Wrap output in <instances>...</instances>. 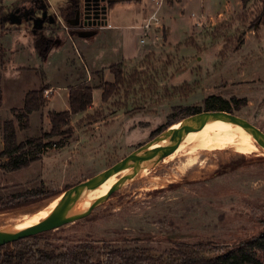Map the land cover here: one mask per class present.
<instances>
[{"label":"rangeland","instance_id":"rangeland-1","mask_svg":"<svg viewBox=\"0 0 264 264\" xmlns=\"http://www.w3.org/2000/svg\"><path fill=\"white\" fill-rule=\"evenodd\" d=\"M16 1L29 0H0V14L13 10ZM49 1L57 8L69 0ZM174 1L158 6L153 0H118L109 8L105 26H111L86 38L71 35L59 23L44 30L55 38L45 56L36 47L39 35L31 23L0 24V151L5 121L14 120L19 142L39 137L51 127L50 111L69 109L71 87L88 82L95 88L93 105L72 118L71 137L55 138L36 151L37 161L19 170H5L0 160V206L31 201L0 211V229L13 225L9 216L33 213L114 165L185 109L206 111L209 96L246 99L239 109L232 106L233 113L264 131V23L250 25L263 2L252 0L247 8L242 2L227 17L194 28L197 2L185 14L176 9L165 22L163 10ZM154 12L161 26L152 20L150 29H144ZM121 61L127 72L145 71L155 84L151 91L140 85L128 94L121 90L103 102L99 86L113 81L110 67ZM43 85L50 87L45 91L48 104L31 113L28 129L20 128L15 111L29 91ZM87 113L97 120L87 119ZM173 159L136 176L88 217L53 230L51 237L59 244L113 241L164 251L174 240L232 246L259 234L264 227L263 155L227 146L201 152L188 167L182 165L186 156ZM154 178L167 183L154 188Z\"/></svg>","mask_w":264,"mask_h":264},{"label":"trees","instance_id":"trees-1","mask_svg":"<svg viewBox=\"0 0 264 264\" xmlns=\"http://www.w3.org/2000/svg\"><path fill=\"white\" fill-rule=\"evenodd\" d=\"M251 1L242 0L244 8H247ZM259 1L264 4V0ZM62 7L64 6L60 8ZM2 14L1 12L0 18L3 19L7 12ZM242 17L244 21L248 19L246 11ZM254 18L250 24L252 28L263 24L264 9ZM54 41V36L46 35L43 32L37 36L35 43L42 55L45 56ZM110 71L114 75L113 81H104L99 86L102 90L101 99L103 102L110 100L121 90L128 94V90L140 85L141 88L147 87L151 91L153 84H155L145 71L134 69L127 72L124 69L123 61L112 65ZM185 86H189L188 83ZM49 88V86L43 85L26 94L23 107L15 111V117L20 128L28 129L31 113L42 110L48 104L45 91ZM154 88H156V85ZM94 89L88 82H82L71 87L69 109L50 111L51 127L39 137H30L19 142L18 129L14 120L5 121L3 125L4 148L0 151L1 166L8 171L25 168L40 158L35 154L37 150L45 149L52 144L55 138L66 139L71 137L74 134L71 126L72 118L75 115L87 112L93 105ZM181 92L187 94L186 90ZM246 101V99L236 98L229 101L221 96L212 95L206 99L205 110L233 113L232 106L239 109L241 105L246 104ZM201 111L200 108H187L183 115L162 125L155 134H159L184 117ZM86 118L97 120L98 117L87 113ZM41 191L39 189L37 193L42 194ZM28 202L31 201L0 206V211L17 208ZM51 233L52 231L43 232L0 246V264H264V227L259 234L232 246L217 245L204 241L174 240L171 246L164 251H157L150 246H119L114 245L113 241L80 240L73 244H59L56 242L57 237H51Z\"/></svg>","mask_w":264,"mask_h":264},{"label":"water","instance_id":"water-1","mask_svg":"<svg viewBox=\"0 0 264 264\" xmlns=\"http://www.w3.org/2000/svg\"><path fill=\"white\" fill-rule=\"evenodd\" d=\"M96 1H99V3L94 5L91 0H79L75 21L67 20V23L75 28L77 36L86 38L95 35L98 32V28L108 23V12L109 8L112 7L110 3L118 0H101V2H105L103 6H101L100 0ZM46 17H50V24L57 22L55 16L48 15L47 10H44L41 17H32L33 29H42ZM12 22L20 23V21ZM217 119L229 121L243 127L252 135L264 153V131L248 120L236 114L219 110L201 111L189 115L175 122L179 124L176 130H171L174 123L114 165L62 192L54 209L38 223L21 228L11 225L5 229H0V246L43 232L53 231L88 217L95 208L110 198L120 187L134 179L143 169L153 168L171 154L189 132ZM156 145L159 146L154 147ZM126 169H129V171L118 177L106 195L94 199L87 208L77 209L76 206L89 191L96 189L108 178Z\"/></svg>","mask_w":264,"mask_h":264},{"label":"bare ground","instance_id":"bare-ground-1","mask_svg":"<svg viewBox=\"0 0 264 264\" xmlns=\"http://www.w3.org/2000/svg\"><path fill=\"white\" fill-rule=\"evenodd\" d=\"M178 126L179 124H174L171 127V130H176ZM158 146L159 145H156L154 147ZM227 146L233 147L236 151L241 153L257 152L261 155H264V153L262 152V148L259 146L256 140L243 127L229 121L217 119L189 132L183 138L181 143L171 152V154L165 157V160L167 161L168 159H173L177 156H186V161L182 165L188 167L197 162V159L201 152L214 148H224ZM128 171L129 169H126L111 176L99 187L89 191L76 206L77 209L87 208L94 199L106 195L110 187L117 181L118 177L124 175ZM148 171L149 169L145 168L137 176L147 175ZM151 183L152 186L156 188L160 185L164 186L167 182L154 178L151 179ZM59 199L60 196L56 197L48 204L33 213H24L17 216H9L7 218V221L8 223H12L16 228L34 225L45 218L54 209Z\"/></svg>","mask_w":264,"mask_h":264},{"label":"flooded vegetation","instance_id":"flooded-vegetation-1","mask_svg":"<svg viewBox=\"0 0 264 264\" xmlns=\"http://www.w3.org/2000/svg\"><path fill=\"white\" fill-rule=\"evenodd\" d=\"M93 1L92 3L98 4L99 1L96 0H91ZM101 6L105 4V2H101ZM111 6L115 4V2L110 3ZM79 6V0H70L69 3L64 5L62 8H57L54 9L48 1L46 0H29V1H24V2H19L17 6L13 10H11L9 13L4 15L3 19H0V24H6V23H12V24H22V23H31L33 27V21L32 17H41L43 14L44 10H47L48 15H53L57 19V22L50 24L49 20L50 17H46L44 21V26L42 29L34 30L35 34L40 35L41 33L45 32L44 30H47L48 28L52 26H58L59 23H62L64 20L67 23V20L70 21H75L76 17V11ZM59 17L62 19V21L59 19ZM12 21H20V23H13ZM71 28L70 30L73 31V35L76 36L75 34V28L71 26L70 24L67 23Z\"/></svg>","mask_w":264,"mask_h":264},{"label":"crops","instance_id":"crops-1","mask_svg":"<svg viewBox=\"0 0 264 264\" xmlns=\"http://www.w3.org/2000/svg\"><path fill=\"white\" fill-rule=\"evenodd\" d=\"M48 3L51 5L49 0ZM70 1V0H69ZM69 1L64 2L61 4L59 7L66 5L69 3ZM198 4V7L200 8L199 11L193 12V14L198 13V19H196L195 24H192V27H197L204 21L212 20L215 17H220V16H228L232 11L238 10V6L242 5V0H218V2H213L212 0H176L174 1V4L170 6V8L166 10H163V16L165 22L167 21L168 18H172L173 12H175L176 9L179 10L181 14H185V11L187 9H190L191 6H194L195 4ZM57 7V8H59ZM52 8L57 9L56 7L52 6ZM210 22V21H208ZM111 24H109L107 27H110ZM106 26L102 28H98V32H100L101 29H106ZM170 27V26H169ZM194 30V29H193ZM170 33H171V28H170ZM170 36V35H169ZM169 40V38H168Z\"/></svg>","mask_w":264,"mask_h":264},{"label":"built area","instance_id":"built-area-1","mask_svg":"<svg viewBox=\"0 0 264 264\" xmlns=\"http://www.w3.org/2000/svg\"><path fill=\"white\" fill-rule=\"evenodd\" d=\"M154 3L158 6H161L162 3H163V0H153ZM59 19L62 21V19L59 17ZM154 20L156 24H158V26L160 27L161 24H160V20L159 18L157 17V12H154L151 16H150V19H149V22L143 27L144 29H150L151 27V21ZM62 24H64V26L66 27V29H70L71 27L67 24L64 23V21H62ZM142 42H144V39H142Z\"/></svg>","mask_w":264,"mask_h":264}]
</instances>
